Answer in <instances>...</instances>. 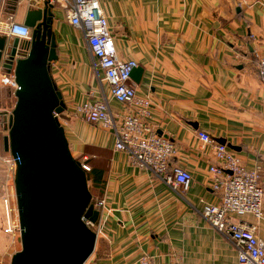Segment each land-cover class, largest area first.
I'll return each instance as SVG.
<instances>
[{"label": "crops", "instance_id": "obj_1", "mask_svg": "<svg viewBox=\"0 0 264 264\" xmlns=\"http://www.w3.org/2000/svg\"><path fill=\"white\" fill-rule=\"evenodd\" d=\"M45 1L32 0L38 7ZM97 1L116 58L142 70L138 81L130 77L128 84L137 96L150 99V126L173 144L170 168L187 171L191 179L187 189H173L136 168L125 152L115 150L114 130L90 124L78 113L84 103H106L112 114L129 109L111 97L82 31L48 0L57 56L50 77L65 106L58 120L72 156L89 170L103 172L91 196L104 200V209L87 264H139L142 257L153 264H237L231 240L201 214L205 205L219 203L209 171L218 162L198 133L224 142L246 169H259L264 189V86L259 77L264 0ZM30 8L28 0H0V35L10 38L5 25L10 19L22 24ZM10 75L0 70V77ZM15 102L14 91L0 83V115H9ZM5 135L0 131L1 253L8 240L16 243L4 232L14 219L6 205H16L15 168L3 147ZM232 218L255 226L264 242V205L259 221L249 215Z\"/></svg>", "mask_w": 264, "mask_h": 264}, {"label": "water", "instance_id": "obj_2", "mask_svg": "<svg viewBox=\"0 0 264 264\" xmlns=\"http://www.w3.org/2000/svg\"><path fill=\"white\" fill-rule=\"evenodd\" d=\"M51 9L46 0L28 10L29 41L0 35V70L17 85L13 110L0 115L3 147L16 163L21 249L10 264H85L96 245V233L81 221L99 219L90 203V176L72 156L58 120L65 106L50 77L57 59ZM141 72L134 68L131 79L137 82Z\"/></svg>", "mask_w": 264, "mask_h": 264}, {"label": "built area", "instance_id": "obj_3", "mask_svg": "<svg viewBox=\"0 0 264 264\" xmlns=\"http://www.w3.org/2000/svg\"><path fill=\"white\" fill-rule=\"evenodd\" d=\"M29 7L37 8L28 0ZM49 3L62 8L70 24L82 31L90 53L97 66L102 70L104 81L110 88L111 97L129 111L112 114L106 103H84L77 108L78 113L90 124H101L114 130L117 151L125 152L136 168L145 170L159 178L173 189H187L191 176L182 169L170 168V158L174 155L173 144L156 134L150 126L151 101L147 97L137 96L135 89L128 82L130 74L136 67L132 61H120L115 56L113 38L108 21L97 0H49ZM28 12V11H27ZM27 15V13H26ZM6 32L9 37L27 41L33 27L25 20L16 24L11 19L7 22ZM259 77L264 86V55L259 58ZM0 83L17 89L12 75L0 77ZM198 138L213 149L218 165L209 168L213 174L211 190L219 194V203L208 204L202 209L206 223L220 234L228 237L236 248L237 264H264V242L257 236V228L240 222L232 217L252 216L256 221L263 217L264 189L261 186L259 169L248 170L226 145L217 143L208 134L199 132ZM13 168L15 160L8 161ZM83 169L89 168L82 164ZM93 209L99 214L104 209V200H91ZM11 219L5 233L16 240L20 235L16 205L9 209ZM81 221L89 228L95 227L84 216ZM96 239H97V232ZM139 264H153L142 257ZM161 264H180L179 262Z\"/></svg>", "mask_w": 264, "mask_h": 264}, {"label": "rangeland", "instance_id": "obj_4", "mask_svg": "<svg viewBox=\"0 0 264 264\" xmlns=\"http://www.w3.org/2000/svg\"><path fill=\"white\" fill-rule=\"evenodd\" d=\"M88 189H89V184H88ZM16 204V203H15ZM12 207V206H11ZM10 207L6 205V211H9ZM10 213V212H9ZM98 223L95 224V226ZM94 232H96L95 227L92 228ZM20 238V235H18V238L15 242H12L11 240L7 241V243L4 245V248H2L3 253L0 252V264H10L11 257L18 251H20L21 246L18 242V239ZM87 264V262H86Z\"/></svg>", "mask_w": 264, "mask_h": 264}, {"label": "trees", "instance_id": "obj_5", "mask_svg": "<svg viewBox=\"0 0 264 264\" xmlns=\"http://www.w3.org/2000/svg\"><path fill=\"white\" fill-rule=\"evenodd\" d=\"M87 173L90 176V180L88 182L89 191H90L91 196H93V193L95 192V190L96 191L99 190L100 183H101L102 176H103V172L99 169H96V168H90L89 172H87Z\"/></svg>", "mask_w": 264, "mask_h": 264}]
</instances>
